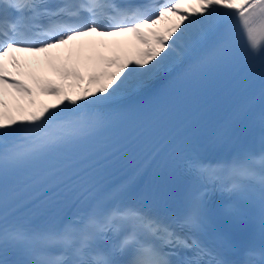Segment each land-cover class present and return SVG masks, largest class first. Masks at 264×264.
Segmentation results:
<instances>
[{
	"label": "snow or ice",
	"instance_id": "1",
	"mask_svg": "<svg viewBox=\"0 0 264 264\" xmlns=\"http://www.w3.org/2000/svg\"><path fill=\"white\" fill-rule=\"evenodd\" d=\"M98 46L112 54H84ZM241 51L264 56V0H0V197L18 181L41 190L61 176V163L80 141L48 138L57 121L103 112L117 98L145 92L161 78L198 79L229 65ZM17 54L59 62V79L33 78L32 84L17 79L8 71L9 63L20 67ZM41 95L59 103H38ZM33 137L45 138L39 149L10 154V145ZM231 174L249 175L243 169ZM260 183L264 201V177ZM118 211L133 232L122 244L101 249L96 242L103 230L87 227L75 236L37 233L32 242L62 245L67 259L56 257V249L42 247L36 256L25 248L35 258L19 264H231L201 238L209 226L201 197H190L182 210L168 215L127 204Z\"/></svg>",
	"mask_w": 264,
	"mask_h": 264
},
{
	"label": "bare ground",
	"instance_id": "2",
	"mask_svg": "<svg viewBox=\"0 0 264 264\" xmlns=\"http://www.w3.org/2000/svg\"><path fill=\"white\" fill-rule=\"evenodd\" d=\"M164 23H166V22H162V24L160 26L163 27ZM86 39H88V40L96 39L97 40V38H91V37L86 38ZM118 39H122V38H118ZM98 47H101V46H98ZM95 49L85 48L84 54L85 55H88L89 53L91 54V52L94 51ZM17 58L21 61V65L29 71H44V72L48 71L49 61L47 59H45L44 55H42L41 57H38V58H31V57L26 56L25 54H17ZM37 102L49 104V105L59 103L56 100V98H54V97H47V96H42V95L37 96ZM18 118H19V116H17V119Z\"/></svg>",
	"mask_w": 264,
	"mask_h": 264
}]
</instances>
